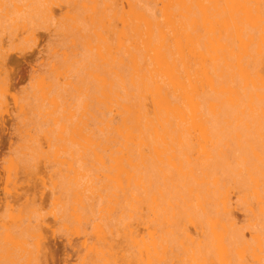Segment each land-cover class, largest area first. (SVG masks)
I'll list each match as a JSON object with an SVG mask.
<instances>
[{"label":"rangeland","instance_id":"rangeland-1","mask_svg":"<svg viewBox=\"0 0 264 264\" xmlns=\"http://www.w3.org/2000/svg\"><path fill=\"white\" fill-rule=\"evenodd\" d=\"M131 3L156 15L162 6L0 0V64L8 54L20 69L7 91L0 67V264H264V207L234 177L226 210L197 190L172 201L144 194L141 153L169 171L173 153L168 145L159 159L151 143L160 140L126 145L113 131L121 107L111 88H123L126 65L139 52L122 21ZM188 143L173 146L177 161L216 155V144ZM238 143L245 144L221 145L234 154L231 163L245 151ZM183 180L169 185L181 189ZM154 242L159 259L146 250Z\"/></svg>","mask_w":264,"mask_h":264},{"label":"bare ground","instance_id":"bare-ground-1","mask_svg":"<svg viewBox=\"0 0 264 264\" xmlns=\"http://www.w3.org/2000/svg\"><path fill=\"white\" fill-rule=\"evenodd\" d=\"M142 1L161 3L160 13L136 3L123 12L124 28L133 32L139 52L126 65L123 88L115 86L111 93L121 107L113 131L126 145L128 140H139V147L146 139L160 140L151 143L156 157L169 146L173 153L170 171L149 163L141 153L142 174L149 182L144 194L172 201L197 190L204 200H217L226 210L234 177L264 207V0ZM7 55L0 67L3 86L10 91L20 69ZM189 139L216 144V155L200 164L189 158L177 161L173 146H189ZM227 140L245 142L237 144L245 151L234 163L228 159L232 151L221 147ZM124 159L131 160L130 155ZM175 176L184 178L181 189L169 185ZM222 248L227 253L226 243ZM146 250L150 258H160L156 242Z\"/></svg>","mask_w":264,"mask_h":264}]
</instances>
